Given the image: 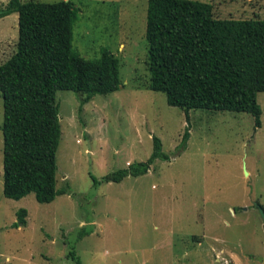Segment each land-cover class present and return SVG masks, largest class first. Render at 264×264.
<instances>
[{
  "label": "rangeland",
  "instance_id": "rangeland-1",
  "mask_svg": "<svg viewBox=\"0 0 264 264\" xmlns=\"http://www.w3.org/2000/svg\"><path fill=\"white\" fill-rule=\"evenodd\" d=\"M9 1L0 0V13ZM71 1L75 50L93 60L109 48L122 84L85 104L81 93L58 91L57 186L68 192L51 203L4 194L0 92V264H264V92L259 127L247 112L192 109L188 120L150 87L148 0ZM201 1L221 19H264V0ZM18 40L19 13L1 16L0 65ZM154 136L169 159L141 176L95 183L93 176L146 161ZM21 209L27 224L17 227Z\"/></svg>",
  "mask_w": 264,
  "mask_h": 264
},
{
  "label": "trees",
  "instance_id": "trees-1",
  "mask_svg": "<svg viewBox=\"0 0 264 264\" xmlns=\"http://www.w3.org/2000/svg\"><path fill=\"white\" fill-rule=\"evenodd\" d=\"M19 13L17 51L0 65L4 99V194L22 199L34 193L51 203L67 193L57 186V152L62 138L59 90L84 96L121 87L120 58L104 48L99 58L85 59L74 48L78 9L71 0H10L1 16ZM148 68L151 89L166 93L172 106L190 119L192 109L247 112L261 126L264 92V19H221L214 5L201 0H148ZM190 138L189 128L182 144ZM146 161L108 173L96 184L120 182L150 171L157 159H169L162 139ZM18 211L16 226L27 224ZM9 264V263H7Z\"/></svg>",
  "mask_w": 264,
  "mask_h": 264
},
{
  "label": "water",
  "instance_id": "water-1",
  "mask_svg": "<svg viewBox=\"0 0 264 264\" xmlns=\"http://www.w3.org/2000/svg\"><path fill=\"white\" fill-rule=\"evenodd\" d=\"M259 211L264 219V208L261 205H258Z\"/></svg>",
  "mask_w": 264,
  "mask_h": 264
}]
</instances>
